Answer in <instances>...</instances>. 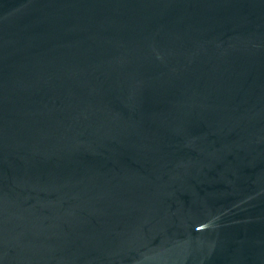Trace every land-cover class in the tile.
Here are the masks:
<instances>
[{
	"label": "water",
	"instance_id": "1",
	"mask_svg": "<svg viewBox=\"0 0 264 264\" xmlns=\"http://www.w3.org/2000/svg\"><path fill=\"white\" fill-rule=\"evenodd\" d=\"M0 264H264V0H0Z\"/></svg>",
	"mask_w": 264,
	"mask_h": 264
}]
</instances>
